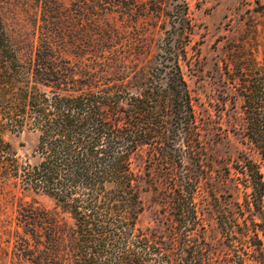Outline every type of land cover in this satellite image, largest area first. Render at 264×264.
Listing matches in <instances>:
<instances>
[{
    "label": "trees",
    "instance_id": "16d2710c",
    "mask_svg": "<svg viewBox=\"0 0 264 264\" xmlns=\"http://www.w3.org/2000/svg\"><path fill=\"white\" fill-rule=\"evenodd\" d=\"M178 3L146 75L136 66L120 73L93 65L77 77L58 53L55 0H43L39 46L22 62L0 14V181L54 202L18 209V243L33 264H264V172L243 155L234 166L242 189L234 183L230 192L243 200H219L228 177L214 178L200 138L183 72L190 23L185 0ZM260 74L244 96V136L264 163ZM25 131L36 143L19 158L3 135ZM145 192L159 206V228L139 225ZM207 213L227 239L221 251L204 237Z\"/></svg>",
    "mask_w": 264,
    "mask_h": 264
},
{
    "label": "rangeland",
    "instance_id": "374dc122",
    "mask_svg": "<svg viewBox=\"0 0 264 264\" xmlns=\"http://www.w3.org/2000/svg\"><path fill=\"white\" fill-rule=\"evenodd\" d=\"M57 25L62 34L58 52L80 68L125 73L137 67L148 74L156 63L163 39L181 9L178 0H55ZM190 23L187 46L188 64L184 77L198 123L200 138L210 159L215 179L228 177L227 188L217 190L220 201L238 198L233 184L242 189L243 177L234 168L245 155L256 161L264 172V163L244 136L247 104L244 96L251 92L252 81L264 70V0H185ZM43 0H0V14L19 49L22 62L35 57L39 35L43 30ZM100 71V70H99ZM101 72L100 75L107 73ZM24 76V75H23ZM26 74L21 79H26ZM29 80V79H28ZM32 80V79H31ZM39 89L43 88L39 86ZM264 110H262L263 112ZM264 124V122H261ZM9 151L19 158L29 155L36 143V133L19 136L5 133ZM141 166V160L137 161ZM229 171H226V168ZM146 203L139 217L143 228L158 225V204L151 192L143 193ZM33 204L52 209L51 198L23 190L10 179L0 181V264H33L21 251L18 238L23 236L17 215L22 205ZM68 224L70 219L66 217ZM205 239L217 250L227 241L217 218H204ZM113 248V247H112ZM154 263V259L143 258ZM252 264V263H249Z\"/></svg>",
    "mask_w": 264,
    "mask_h": 264
}]
</instances>
